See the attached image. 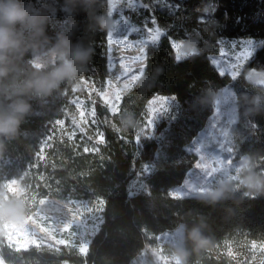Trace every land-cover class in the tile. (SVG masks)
<instances>
[{
    "label": "trees",
    "instance_id": "trees-1",
    "mask_svg": "<svg viewBox=\"0 0 264 264\" xmlns=\"http://www.w3.org/2000/svg\"><path fill=\"white\" fill-rule=\"evenodd\" d=\"M55 1L56 17L45 20L30 41L23 40L17 29L18 47L6 53L8 72L0 77V111L21 100L31 107L15 136H0V189L5 180L19 179L31 170L34 176L42 172L40 196L97 199L102 202V222L85 252L69 245L15 249L0 236L6 264H132L154 242L152 236L176 230L181 223L185 264H231L225 252L229 243L264 245V194L250 191L240 180L225 183L227 191L215 202L207 196H173L169 190L184 181L197 161L186 146L205 127L216 94L228 84L235 88L239 111L236 157H250L251 168L242 177H264V122L258 119L256 93L245 76L251 69L264 71V43L235 80L220 75L210 57L219 52L222 39L264 41V0H143L149 6L145 14L154 17L164 33L147 46L144 72L114 114L95 92L109 76L108 0ZM173 40H184L197 52L178 57ZM62 41L92 49L90 59L48 95L26 90L28 81L46 76L63 62L57 59L39 69L32 64L33 55L53 48L65 51ZM76 82L95 89L91 100L95 131L102 139L88 146L76 141L80 135L55 141L45 161L39 162L37 155L55 122L73 108L76 95L87 96L83 88L75 89ZM158 95L172 97L174 104L154 129H148L149 104ZM136 180L148 190L132 192L130 185ZM193 228L206 239L203 247L197 248L189 238Z\"/></svg>",
    "mask_w": 264,
    "mask_h": 264
},
{
    "label": "rangeland",
    "instance_id": "rangeland-1",
    "mask_svg": "<svg viewBox=\"0 0 264 264\" xmlns=\"http://www.w3.org/2000/svg\"><path fill=\"white\" fill-rule=\"evenodd\" d=\"M15 2L28 10V19L24 23H16L12 26L14 39L19 29L21 38L30 41L40 31L43 22L45 20L50 22V18H55L58 11L55 0H15ZM131 2L132 0H108L111 14L108 35L109 76L105 86L95 92L112 114L118 112L123 95L142 76L146 62L143 56L139 55L138 48L126 50L122 41L119 42V46L114 44L116 41L113 40V34L117 31V27H120V21L128 27L140 29V32L130 37V40L133 42L141 39L146 41L145 56L147 46L152 43L148 39L145 25L154 30L158 28L164 33L163 29L157 23L153 25L152 18L145 14L146 8L140 6L145 4L143 0H138L134 10L128 8ZM62 11L66 9L62 8ZM247 40L256 42L253 54L238 69H235V72L225 73L234 80L244 71L246 63L264 41L253 38L222 39L219 52L210 56L211 61L216 60L223 67L237 64L238 62L233 58L234 54L242 51L241 42ZM233 42H236L235 49L231 47ZM173 45H178L174 47L178 57L197 52L195 46L184 40H173ZM129 47H131L130 44ZM221 50L226 55H221ZM62 52L60 48L38 51L33 55L32 64L41 69L61 59ZM214 65L219 70L218 66ZM122 72L124 76H121ZM245 76L252 83L256 93L258 119L264 122V71L251 69ZM83 83L76 82L75 89L83 88L87 96L81 98L80 95H76L73 108L67 111L65 118L55 122L52 134L48 135L41 145L37 155L39 162L45 161L55 141L62 142L66 138L75 140L80 135L76 141L79 144L85 142L88 146L102 139L101 133L95 131V110L93 101L91 102L92 91L95 89ZM173 104L172 97L158 95L151 100L149 112L151 115L165 117ZM164 108H167V112L163 111ZM238 118L235 88L232 84H228L216 94L214 112L205 127L195 137L204 136L206 132L208 138L191 147L194 138L186 146V149L194 152L198 159L184 181L169 189L173 196H207L206 193L219 189L227 182L241 181L243 171L248 169L243 167V164L245 160L250 163V157L248 155L236 157L234 130ZM261 124L264 128V123ZM43 178L42 172H37V176H34V170H31L29 173L25 172L24 176L19 179L12 178L2 182L0 236L4 237L6 242L15 249H27L30 246L40 245L54 248L69 245L85 252L90 237L98 230L102 222V202L97 199H79L71 196L59 199L42 197L39 194V181ZM130 187L132 192L141 189L148 190L142 180L132 182ZM183 232L184 225L181 223L176 230L152 236L154 242L149 244L132 264H174L172 256L181 248ZM225 252L230 257L231 264H264V245L259 242L229 243L225 247ZM0 264H6L1 254ZM64 264L72 263L65 262Z\"/></svg>",
    "mask_w": 264,
    "mask_h": 264
},
{
    "label": "clouds",
    "instance_id": "clouds-1",
    "mask_svg": "<svg viewBox=\"0 0 264 264\" xmlns=\"http://www.w3.org/2000/svg\"><path fill=\"white\" fill-rule=\"evenodd\" d=\"M27 19L28 10L21 7L15 0L0 2V22H2L0 23V77L7 75L8 72L5 67L6 53L18 47L12 26L16 23H24ZM62 45L65 48V51L61 53L63 62L46 76L28 81L25 85L26 90L34 91L37 96L50 94L61 81L72 79L80 66L86 64L92 55V49L79 42L62 41ZM30 107L28 103L21 100L9 105L7 110L0 111V136L9 138L15 136L21 120L28 113ZM243 167L250 169L251 165L245 160ZM240 182L250 191L264 192V177L249 174L242 177ZM225 191H227V187L222 185L219 189L211 190L206 195L212 202H215L224 195ZM188 235L197 248L203 247L207 243L197 228H193ZM186 256L187 252L183 248H179L172 256V260L174 264H185Z\"/></svg>",
    "mask_w": 264,
    "mask_h": 264
},
{
    "label": "snow or ice",
    "instance_id": "snow-or-ice-1",
    "mask_svg": "<svg viewBox=\"0 0 264 264\" xmlns=\"http://www.w3.org/2000/svg\"><path fill=\"white\" fill-rule=\"evenodd\" d=\"M137 3H138V0H132V2L130 3L128 8L134 10ZM140 6L146 8V9L149 7L147 4H141ZM177 7H179V6L177 5ZM151 23L153 25L156 24L154 17L152 18ZM119 26L120 27H117V31L113 34V40L116 41V43H114V44L119 46V42L122 41L124 46H125L124 49H126V50H132V49L138 48L139 53H140L139 55L143 56L144 62H145L146 56L144 55V53H145L144 45H146V41L143 39L135 41V42L130 40V37L134 33L140 32V29L136 28V27H128V26L124 25L122 21H120ZM145 31L148 33V39H150V41L152 43L157 42L159 40L160 36L163 34L158 28L154 30L152 28H147V25H145ZM125 37L127 39H124ZM106 39H108V37H106ZM255 43L256 42H254L253 40H247V41L241 42L242 51L236 52L234 54V57H233L234 60L238 62L237 64H230L228 67H223V66H220L218 61L213 60L212 62L214 64H216L219 68V74L224 75L226 72H231V73L235 72L234 71L235 69H238L245 61H247L251 57V55L253 54V50L255 48ZM129 44L131 45V47H129ZM173 47H178V45H173ZM231 47L233 49H235L236 48V42H233ZM221 55H226V53L223 50H221ZM145 67H146V65H145ZM132 71H133V69H132ZM121 76H124L123 72L121 73ZM163 111L167 112V108H164ZM110 114H112V113L110 112ZM158 119H159V116L152 115V117L146 121V125H147L148 129H154L155 122ZM146 138H151V136H148ZM207 138H208L207 133L205 132L204 136H198L197 138H195L193 140L191 147H194L196 144L200 143L202 140H205ZM135 139L138 141L139 137H137ZM191 153H194V152H191Z\"/></svg>",
    "mask_w": 264,
    "mask_h": 264
}]
</instances>
